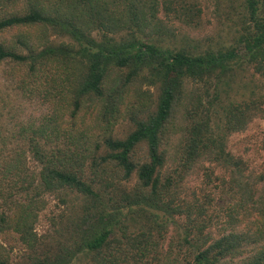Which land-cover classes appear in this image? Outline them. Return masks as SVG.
Instances as JSON below:
<instances>
[{"label": "trees", "instance_id": "16d2710c", "mask_svg": "<svg viewBox=\"0 0 264 264\" xmlns=\"http://www.w3.org/2000/svg\"><path fill=\"white\" fill-rule=\"evenodd\" d=\"M82 1L99 13L89 20L111 34L95 39L80 19L78 24L52 15L59 9L49 13L39 0L24 13L0 18V31L53 25L68 38L41 49L24 40L27 53L0 43V62H13L11 77L25 90L42 89L50 106L38 124L18 125L21 146L0 133V232L12 231L33 246L34 221L46 193L70 191L82 200L67 243L20 263L10 261L0 244V264H264V166L251 169L226 146L227 135L253 116L264 119V100L230 103L223 120L217 111L201 115L190 102L177 117L188 82L203 84L208 94L213 81L217 88L243 64L264 76V0H238L233 43L202 50L156 40L174 31L170 15H156L157 0ZM112 75L122 82L112 88L117 93L140 76L150 77L158 92L153 110L125 137H105L107 152L97 161L113 163L123 179L135 171L128 191L116 185L117 175H105L104 166L86 176L85 153L56 142L66 117L75 122L85 99L112 92L106 87ZM191 97L200 100L195 90ZM140 146L145 153L134 159ZM29 157L35 169L28 167ZM192 173L203 184L190 186L186 176Z\"/></svg>", "mask_w": 264, "mask_h": 264}, {"label": "rangeland", "instance_id": "374dc122", "mask_svg": "<svg viewBox=\"0 0 264 264\" xmlns=\"http://www.w3.org/2000/svg\"><path fill=\"white\" fill-rule=\"evenodd\" d=\"M33 1L35 0H0V18L11 13H24L29 3ZM39 1L46 5L49 13L59 9L58 14L52 15H62L61 18L65 17L68 20L80 19L84 25L82 29L95 39L99 38L102 33L111 34L89 20L90 15H99V13L97 9L96 13L88 11L82 0ZM156 7V15L159 17L170 15L168 27L169 30L174 31L162 38L161 36L156 37V40L165 38L167 43L165 45L169 47L202 50L207 47L227 45L233 43L232 38L240 25L237 17L241 15L237 13L238 0H157ZM62 32L63 29L53 25L45 26V28L41 26L9 28L0 31V43L13 44L18 51L27 53L23 44L24 40L27 45L41 49L62 40L67 41L68 38ZM12 64L10 60L0 62V133L4 135L8 133L9 144L21 146L18 125L38 124L50 112V106L46 100L48 95L42 92V89L39 93L36 89L25 90L20 87V84L18 85L17 79L11 77L10 74ZM237 67L238 70L225 78L224 82L218 83L217 88L213 81L207 90L208 94L203 84L186 83L185 100L183 99L177 117H182L185 106L190 102L196 105L201 115L210 111L209 114L214 116L217 111L218 120H223L225 109L230 103H243L250 99L263 101L264 76L256 73L247 64ZM22 71L23 69L19 72L22 73ZM120 81L117 76L112 75L106 87L112 91L114 86L118 87L122 84ZM116 89H119L120 93L107 92L104 99H85L75 122H71L66 117L65 129L59 134L56 142L64 149H69L70 152L85 153L84 172L86 176L90 178L94 169L97 173L101 172L104 166L105 175H111V173L117 175L116 185L119 189L128 191L136 182L135 171L128 179H123L120 172H115L113 163L101 162L99 164L97 161H100L101 156L106 155L105 137L108 135L115 138L125 137L140 119H144L150 110H153L158 92L157 87L150 84L148 76H140L127 85L125 84L123 88ZM194 90L200 95L199 102L191 97ZM214 95L217 98H213ZM178 135L179 129L176 128L171 135L170 144L176 143ZM226 146L233 154L243 157L251 169H261L264 166V119L260 115L253 116L243 129L227 135ZM144 153V146L135 148L134 159L142 158ZM92 156L96 158L97 165H93ZM171 164V161L165 164L164 171L169 170ZM36 166V163L29 157L28 167L35 169ZM101 177L102 173L97 176V180ZM186 177L190 186L203 184L202 176L197 173ZM99 185L97 187L104 189V186ZM107 190L109 191V188ZM78 197L70 191L46 193L45 204L38 210L34 221L35 244L32 246L30 243L22 242L12 231L0 232L3 254L10 261L20 263L28 257L55 249L64 240L67 243L72 232V221L82 207V200ZM126 211L127 207H124L123 212Z\"/></svg>", "mask_w": 264, "mask_h": 264}]
</instances>
